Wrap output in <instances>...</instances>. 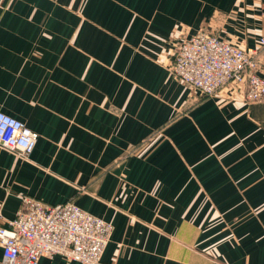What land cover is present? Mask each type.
Listing matches in <instances>:
<instances>
[{"label": "crops", "instance_id": "obj_1", "mask_svg": "<svg viewBox=\"0 0 264 264\" xmlns=\"http://www.w3.org/2000/svg\"><path fill=\"white\" fill-rule=\"evenodd\" d=\"M200 29L257 47L264 0H0V111L38 133L0 147L3 219L71 201L113 226L100 264H264V100L171 77Z\"/></svg>", "mask_w": 264, "mask_h": 264}, {"label": "built area", "instance_id": "obj_2", "mask_svg": "<svg viewBox=\"0 0 264 264\" xmlns=\"http://www.w3.org/2000/svg\"><path fill=\"white\" fill-rule=\"evenodd\" d=\"M261 49L241 46L200 29L175 45L169 73L200 98L224 87L242 90L245 100H264V35ZM190 92V93H191ZM38 133L0 111V147L28 158ZM113 231L110 222L75 203L51 205L23 195L14 218L5 220L0 205V246L4 264H38L60 256L80 264H100Z\"/></svg>", "mask_w": 264, "mask_h": 264}, {"label": "rangeland", "instance_id": "obj_3", "mask_svg": "<svg viewBox=\"0 0 264 264\" xmlns=\"http://www.w3.org/2000/svg\"><path fill=\"white\" fill-rule=\"evenodd\" d=\"M254 48H257V49H261V46H259V44H258V46L257 47H254ZM241 96H242V98H243V95H242V93H241ZM244 99V98H243ZM245 100V99H244ZM259 100V99H258ZM245 101H248V100H245ZM252 101H257V100H251V101H249V102H252Z\"/></svg>", "mask_w": 264, "mask_h": 264}]
</instances>
